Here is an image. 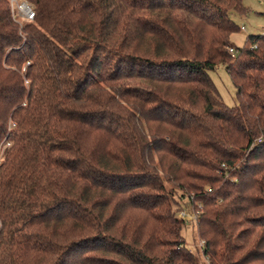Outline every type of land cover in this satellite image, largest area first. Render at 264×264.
Returning <instances> with one entry per match:
<instances>
[{"label":"trees","instance_id":"1","mask_svg":"<svg viewBox=\"0 0 264 264\" xmlns=\"http://www.w3.org/2000/svg\"><path fill=\"white\" fill-rule=\"evenodd\" d=\"M26 1L20 26L0 0V264H198L186 198L208 264H264V32L234 46L242 0Z\"/></svg>","mask_w":264,"mask_h":264},{"label":"rangeland","instance_id":"2","mask_svg":"<svg viewBox=\"0 0 264 264\" xmlns=\"http://www.w3.org/2000/svg\"><path fill=\"white\" fill-rule=\"evenodd\" d=\"M243 5L247 8L245 15H237L231 12V17L240 27V30L231 34V41L234 46L239 48L244 45V41L248 34H256L264 32V0H242ZM23 5V6H22ZM9 6L14 20L21 26L23 19H30L27 15L26 8H30L34 13V7L26 0H9ZM208 74L215 83L222 101L229 105L236 104L235 87L224 67L220 64L214 69H209ZM178 203H173L172 209L176 212V216L184 220L182 224L180 235L184 241L186 249L190 251L195 257L198 264H208L206 257L202 253V245L204 240L199 236L196 225V217L198 210L202 207L197 203L195 209L190 200L178 199ZM183 216L185 218H183ZM195 216V217H194ZM194 217V218H193Z\"/></svg>","mask_w":264,"mask_h":264},{"label":"built area","instance_id":"3","mask_svg":"<svg viewBox=\"0 0 264 264\" xmlns=\"http://www.w3.org/2000/svg\"><path fill=\"white\" fill-rule=\"evenodd\" d=\"M13 0H11V2H12ZM23 6V5H22ZM26 11H27V15L29 16V18L30 17H32L33 16V11L30 9V8H26ZM13 16H15L14 14H13ZM16 17V16H15ZM229 51L232 53L233 52V49L232 48H229ZM195 217V216H194ZM193 217V218H194ZM183 218H185L184 216H183Z\"/></svg>","mask_w":264,"mask_h":264}]
</instances>
